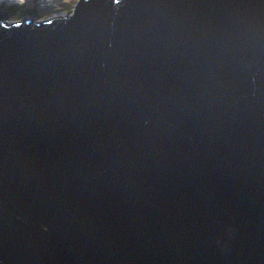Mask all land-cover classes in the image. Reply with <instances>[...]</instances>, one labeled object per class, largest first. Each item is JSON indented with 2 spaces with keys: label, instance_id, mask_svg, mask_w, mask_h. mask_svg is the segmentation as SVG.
Returning a JSON list of instances; mask_svg holds the SVG:
<instances>
[{
  "label": "water",
  "instance_id": "obj_1",
  "mask_svg": "<svg viewBox=\"0 0 264 264\" xmlns=\"http://www.w3.org/2000/svg\"><path fill=\"white\" fill-rule=\"evenodd\" d=\"M6 17L0 264H264V0Z\"/></svg>",
  "mask_w": 264,
  "mask_h": 264
},
{
  "label": "rangeland",
  "instance_id": "obj_2",
  "mask_svg": "<svg viewBox=\"0 0 264 264\" xmlns=\"http://www.w3.org/2000/svg\"><path fill=\"white\" fill-rule=\"evenodd\" d=\"M0 2L9 5L25 4L26 6H24V8L29 10H33L35 7H37V9H35L34 14L29 13L28 15L15 20H12V17H10L9 14H7L5 21L4 22L2 21L1 23L7 24L8 22L10 24L21 20L48 22V21H52V19L56 17L69 18L73 14L79 0H24L22 4L20 3V0H0ZM34 3H36L37 6H33Z\"/></svg>",
  "mask_w": 264,
  "mask_h": 264
},
{
  "label": "trees",
  "instance_id": "obj_3",
  "mask_svg": "<svg viewBox=\"0 0 264 264\" xmlns=\"http://www.w3.org/2000/svg\"><path fill=\"white\" fill-rule=\"evenodd\" d=\"M24 6H26L25 4L23 5H18V4H12L4 7V10H8L10 13V16L13 19H19L20 17H23L25 15H28L29 13H33L35 12V9H37V7H35L33 10H29L28 11L24 8ZM33 6H37L36 3H34ZM0 9L3 10V3L0 2Z\"/></svg>",
  "mask_w": 264,
  "mask_h": 264
},
{
  "label": "bare ground",
  "instance_id": "obj_4",
  "mask_svg": "<svg viewBox=\"0 0 264 264\" xmlns=\"http://www.w3.org/2000/svg\"><path fill=\"white\" fill-rule=\"evenodd\" d=\"M79 3V2H78ZM78 5V4H77ZM6 6H8V4H5V3H3V10L2 9H0V11H4V12H6L7 14H9V16H10V13H9V11L6 9V10H4V7H6ZM27 11H28V9H26ZM26 16V15H25ZM11 17V16H10ZM21 18V17H20ZM57 18H59V17H56V18H54V19H57ZM64 18H67V17H64ZM54 19H52V20H54ZM12 20H15V19H13L12 18ZM4 21H5V19H4ZM3 21V22H4ZM28 21H31V20H28ZM32 22H35V21H32ZM42 22H45V21H42Z\"/></svg>",
  "mask_w": 264,
  "mask_h": 264
},
{
  "label": "snow or ice",
  "instance_id": "obj_5",
  "mask_svg": "<svg viewBox=\"0 0 264 264\" xmlns=\"http://www.w3.org/2000/svg\"><path fill=\"white\" fill-rule=\"evenodd\" d=\"M24 2V0H20V3L22 4ZM0 26H3V25H0Z\"/></svg>",
  "mask_w": 264,
  "mask_h": 264
},
{
  "label": "clouds",
  "instance_id": "obj_6",
  "mask_svg": "<svg viewBox=\"0 0 264 264\" xmlns=\"http://www.w3.org/2000/svg\"><path fill=\"white\" fill-rule=\"evenodd\" d=\"M16 22H18V21H16ZM37 22H40V21H37ZM8 23V22H7ZM13 23H15V22H13ZM9 24V23H8ZM8 24H6V25H8Z\"/></svg>",
  "mask_w": 264,
  "mask_h": 264
}]
</instances>
